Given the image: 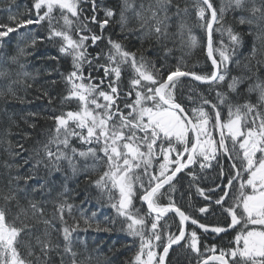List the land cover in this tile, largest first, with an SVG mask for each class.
Wrapping results in <instances>:
<instances>
[{
    "label": "snow or ice",
    "instance_id": "6c2138e0",
    "mask_svg": "<svg viewBox=\"0 0 264 264\" xmlns=\"http://www.w3.org/2000/svg\"><path fill=\"white\" fill-rule=\"evenodd\" d=\"M15 2L7 22H0V42L16 33L25 44L7 58L17 66L15 79L11 70L0 68V80L8 81L0 89L5 104L33 102L27 96L36 78L26 57L33 55L28 49L37 47V38H27L33 31L29 25L47 22V36L39 39L52 42L60 55L48 57L55 61L45 70L51 89L36 88L35 99L46 100L45 108L51 109L46 118L53 126L46 139L29 147L33 133L25 131L4 149L11 159L0 164V264H101V247L89 245L81 233L115 229L93 226L97 212L88 215L86 207L93 198L101 207L106 200L122 218L120 231L132 238V246L139 242L127 264H183L181 253L188 264L193 259L196 264H264V0H228L219 9L213 0H196L195 17L205 40L193 34L189 8L179 0H140L138 5L118 0L115 7L98 0H33L27 18L12 13ZM229 12L241 28L228 23ZM114 25L119 27L115 37L108 31ZM246 35L252 37L248 62L232 75L230 65L241 67L234 56L246 47ZM133 39L138 48L129 46ZM169 41H178L181 50L203 44L211 69L197 73L179 62L168 66ZM61 56L71 58L70 70H61ZM185 77L209 85L216 102L203 99L189 111L180 99ZM72 102L77 108L66 109ZM27 115L33 119L25 123L36 130L43 117L34 111ZM208 169L215 176L211 186H202ZM69 174L75 189L67 186ZM184 176L189 189L195 187L207 202L194 211L205 221L218 212L215 223L201 221L176 202V186ZM166 194L169 203L164 204ZM176 217L173 232L168 221ZM110 219L114 225L116 219ZM189 223L221 239V234H236L227 247L218 248L202 243ZM249 225L262 227L250 230ZM170 252L176 254L174 262Z\"/></svg>",
    "mask_w": 264,
    "mask_h": 264
},
{
    "label": "trees",
    "instance_id": "16d2710c",
    "mask_svg": "<svg viewBox=\"0 0 264 264\" xmlns=\"http://www.w3.org/2000/svg\"><path fill=\"white\" fill-rule=\"evenodd\" d=\"M24 1H26V2H20V0H16L15 4H18L19 2H20V4L27 3V0H24ZM136 2L138 5L140 0H136ZM195 2H196V0H179L181 7H184L185 5H187L189 8L190 15L188 17H186V19H187V22L192 26L193 34L196 35L199 40H205L206 34L198 26V22H197L196 17H195V11L193 8V5L195 4ZM213 2L215 4L216 8L219 9L222 4L227 5L228 0H213ZM98 3L106 5V6H111V7H115L117 5V3H113L112 0H98ZM23 7H26V6H23ZM34 12H35V10H33V18H35ZM28 13H29V8H25L24 10H16L15 12H13V14L22 15L25 18L28 16ZM7 16H8V14H4L3 16H1L0 22H3V21L7 22ZM100 18L101 19L103 18V12L102 11L100 12ZM226 19H227L228 23L235 24V21L233 20V14L231 12L227 13ZM44 23H47V22H44ZM133 23H135L134 20H133ZM29 26H32V25H29ZM235 26L237 27V29L242 27L238 24H235ZM92 27L97 32H99L98 26L92 25ZM108 31L111 32L113 34V36L115 37L119 33V27L114 25L113 28L108 29ZM173 31H175V28H173ZM32 35H33V33H31L30 35L27 34L28 37L30 36L29 40H30V38L33 37ZM216 38H217V40H219V38H220L219 33H216ZM224 39H225V41H227V39H228L227 36H225ZM16 40L17 39L15 37H11L8 39V43L5 44V47L7 48V51L10 52V54L11 53L15 54V55L18 54L19 47L14 44V42H16ZM19 40H24V39L19 37ZM245 40H246V47L238 49L235 56H234V59H238L240 61L241 67L238 69L235 64L230 65V67L232 69V75H239L240 72L242 70H244L243 65L248 62L246 57H247L248 53H250V51H251L252 37L246 35ZM124 43L128 44L129 42L124 41ZM131 45H135L138 48L139 47V41L133 39L129 46H131ZM103 47H105V45L102 43L100 45V48H103ZM145 47H147V44L145 45ZM168 47L173 48V54L169 57L168 66L174 67L179 62L182 65L186 64L190 70L195 71L197 73H204V72H207L208 70L211 69V64L209 63V61L206 58V53H205V49H204L203 44H198L195 48L185 47L183 50H181L178 41L175 45H173V43L171 41H169ZM35 49H36V51L31 50V49H29V51L33 52V56L36 57V61H38L39 57H42L44 63H49L51 65L55 64V61L48 59V57H50L52 55H54V56L57 55V47L54 46L52 42L46 41V40L41 42L40 39L37 38V47ZM202 49H204V50H202ZM90 50L95 52V51H99L100 49H90ZM133 50H135V48ZM241 53H243V54H241ZM26 59L28 61L29 58H26ZM60 60H61L60 68L62 71L71 69V64H70L69 58L61 56ZM4 62H5L4 60L2 61V63L0 62V65H1L0 68L7 69L5 66H3ZM253 63H255V62L253 61ZM6 64H7V62H6ZM39 69H41L40 64H39ZM9 70H11V72H12L11 78L13 79V77H15V73L12 69H9ZM93 75H96V73H93ZM229 79H230V77H229ZM126 80H127V75L125 76V81ZM0 82H2L0 84V89H2L4 87V85H6L8 83L7 80H0ZM14 87H16L18 91H20L21 95H24V92L22 89H20L19 85H16ZM40 87H45V88L51 89L50 85H48L42 81L37 82V84L35 83V87L28 90L27 99L33 101L31 104L25 103V104L21 105V104L15 103L13 100L12 102L9 103V105H6L3 98L0 97V111L3 109L7 110V112L4 115L0 114V164H2L4 160H10L11 159V157L8 156V154L4 151V149L8 147L9 141L12 144H15L18 140H21L22 136L19 135L20 133L25 132V131L33 133V136L31 138V143H29L27 145V146L31 147L33 144H35V141L37 139L42 140V137L47 135L46 130L49 127L53 126V121L48 120L46 118L47 115L51 114V109L45 108L47 101L35 99V97L39 95V92L36 91V88H40ZM59 90H63V84L60 85ZM224 90H226V84L224 85ZM183 92H184V95L181 96L180 99L186 106H189V111H191L192 106H201L203 99H208V100H212L213 102H216V98H214V97H216V93L209 86H198L191 81H187V83L184 85ZM189 97H191V99ZM255 98H256V94H253L252 95L253 101H255ZM237 99H239V98H237ZM41 104H43V107ZM76 107H77L76 103L72 102L70 105L66 106V109L75 110ZM29 111L38 112L43 117V118H40L38 120V126H37L36 130H33L32 128L28 127V125L25 123V120L31 121L33 119L32 117L27 115V113ZM224 115L227 116V109L226 108L224 109ZM5 120H6V122H4ZM38 133H43V134L38 135ZM77 146H79V145H77ZM206 171L208 172L209 170H206ZM210 172L211 171H209L208 174H210ZM2 173H3V169L0 168V174H2ZM180 175L183 176L184 174H180ZM74 179H75V177H71V181L67 182V186H68L69 190L75 189L77 187V184H76ZM188 179L189 178L187 176H184V182H182V184H178L176 186L178 191L175 193V199H176L177 203L180 202L184 206H187V204H190L185 209V211H187V212H188V209L194 211V208L196 205L195 203H196V201H199L195 197H193L192 194H189L195 190V187H192L191 189H189L188 184L186 183V181ZM202 185L211 186L209 184L208 179ZM83 187H84V185L81 183L80 188L82 189ZM60 190L62 191L63 189H60ZM92 191H94V190H92ZM181 192L184 193L183 198H181ZM195 194H197V193H195ZM53 195H55V193H53ZM182 199H183V201H182ZM162 202L164 204H167V203H169V200L167 197H164ZM136 204H137V207H139L140 202L137 200ZM51 207H52V205L49 204L48 205L49 212L51 211ZM193 215L199 216V217H201L200 219L203 218L205 220V217L201 216L198 212H195ZM216 215L218 216L217 218H214V216L208 215L207 221H205V222L215 223L218 219H220V214L218 212L216 213ZM105 217H107L105 219H109V220L111 218L109 215H106ZM170 221L172 222L173 220L168 221L169 226L173 230V229H175V226L170 224L169 223ZM99 224H103V223H99ZM38 227L42 229L43 225H39ZM196 231L198 232V234L201 235V237H204V236H206V237L210 236L211 237V233L202 234V230H200V229H196ZM89 232L92 233L93 231H89ZM222 236H223L222 239L220 237H217L215 240V244L218 247H223L224 244L226 243L228 237L232 238V232L230 231L229 234H224ZM92 239H94V238H88L87 239L89 245H95L96 244V242L93 241ZM105 242L108 243V240H105ZM105 242H101L100 245L99 244H97V245H99L101 247V249L103 250L105 245H106ZM128 247H129V251L133 252V246H126L125 247V246H122V244L120 243V247H116L118 249L111 250L109 252V254H108V252L106 254H100L99 260L103 259V261L105 260V262L107 260H112L114 262V264H126L125 259H131L133 257V254H130L129 251L128 252L126 251V253H123V252H125V249H127ZM120 249H122V250H120ZM175 256H176L175 253L170 252V256L168 259L172 260L174 262ZM194 261H195V259L192 260V262H194ZM187 263H188V260L186 261L185 264H187Z\"/></svg>",
    "mask_w": 264,
    "mask_h": 264
},
{
    "label": "bare ground",
    "instance_id": "6f19581e",
    "mask_svg": "<svg viewBox=\"0 0 264 264\" xmlns=\"http://www.w3.org/2000/svg\"><path fill=\"white\" fill-rule=\"evenodd\" d=\"M22 0H20V2H21ZM20 2L18 3V4H14V5H12V13L13 12H15L16 10H24L25 8H30L31 7V5H32V3H33V0H27V3H25V4H20ZM12 3V0H0V17L1 16H3L4 14H8V7H9V5ZM23 6H26V7H23ZM23 7V8H22ZM27 18V17H26ZM4 22V21H3ZM29 28H32L33 29V31L32 32H30V33H28L29 35L31 34V33H33V37H36V38H40V37H45V36H47V31H48V26H47V23H43L42 25H32V26H28ZM20 31H24L23 29H21ZM11 37H15L17 40H16V42H14V44L16 45V46H18L19 48H21V47H24V44H25V40H19V36L16 34V33H11L10 35H9V37H4L3 38V42H0V53H2L3 54V58H2V61L4 60L5 62L3 63V66H5L7 69H12L13 71H14V73H16V71H17V66L16 65H14V64H11L9 61H8V57L9 56H13V55H15V54H10V52L9 51H7V48L5 47V44H7L8 43V39L9 38H11ZM30 37V36H29ZM29 37L27 36V38L29 39ZM29 50V49H28ZM31 50H34V51H36V49H31ZM36 54V53H35ZM37 55V54H36ZM60 54H59V52H58V49H57V55H55V56H59ZM52 56H54V55H52ZM26 58H29L28 59V70L32 73V75L33 76H35V78H36V81H35V83L37 84V82H44L45 83V81L46 80H48V79H50L49 77H47V75L45 74V70L46 69H49V68H51L53 65H51V64H49V63H44L43 62V59H42V57H39V59H38V61H36V57H34L33 55H31L30 57L28 56V57H26ZM67 58H69V59H71L70 57H67ZM21 59L23 60V59H25L24 57H21ZM6 62H7V64H6ZM2 63V62H1ZM39 64H40V66H41V69H39ZM0 67H1V65H0ZM212 67V66H211ZM16 78V75H15V77H13V79H15ZM183 79H185L186 81H191L190 79H188V78H183ZM29 82H31V81H29ZM191 82H193V81H191ZM2 82H0V84H1ZM193 83H195V82H193ZM196 84H198V83H196ZM199 86H202V85H200V84H198ZM205 86H208V85H205ZM184 95V94H183ZM182 95V96H183ZM2 98V97H1ZM7 105H9V104H7ZM42 105V107H43V104H41ZM1 113V115H4L6 112H7V110H1L0 111ZM225 117H227V116H225ZM216 134V133H215ZM46 137H47V135H45L44 137H42V140H44V139H46ZM210 171H211V174H208V180H209V184L211 185L212 184V180H213V177L215 176V173L211 170V169H209ZM183 174V173H182ZM71 176V175H70ZM71 181V177H70V179L68 180V182H70ZM239 185L237 184V187H238ZM200 202L198 203V204H196V205H203V204H205V203H207L206 201H204L203 200V198L200 196ZM93 200L95 201V198H93ZM182 201H183V199H182ZM231 202V201H230ZM179 204V206L183 209V210H185L186 209V207H188V205L187 206H184L182 203H178ZM195 205V206H196ZM215 207V206H214ZM108 208V205H107V201L105 200V202H104V206L102 207V209L103 210H105L106 212H108V210H106ZM87 214L88 215H91V212L88 210L87 211ZM171 216H175V214L174 213H172V214H170ZM201 215V214H200ZM210 216H214V218H217L218 216L217 215H211V214H209ZM202 216V215H201ZM104 217V216H103ZM99 218H102V217H95L94 218V224H93V226L95 227V224L99 221L98 219ZM221 218V217H220ZM105 219V218H104ZM170 224H172V225H174L175 226V224H178L179 223V219H178V217H176L175 218V222H169ZM101 226H106L105 224H100ZM169 225V224H168ZM108 227V226H107ZM188 227H189V230H191V229H195V226L194 225H191L190 223H189V225H188ZM196 230V229H195ZM171 231H173V232H175L176 231V228L175 229H173L172 230V228H171ZM108 232H92V233H90V232H88L87 234H85V233H81V235L82 236H84V235H86L87 236V239L88 238H94V239H92L93 241H95L96 242V244L95 245H97V244H101V242H105V240H108L109 239V236H107L106 234H107ZM221 235H224V234H221ZM216 238H217V236H215V234H212L211 233V237L210 236H204V237H202V243H208L209 245L210 244H215V240H216ZM233 238H231V237H228V239H227V241H226V243L224 244V246L223 247H227L228 245H229V243H230V241L232 240ZM106 243V242H105ZM218 247V246H217ZM219 248V247H218ZM194 255V254H193ZM181 257H183V253H181ZM134 257H132L131 259H125V262H126V264H127V262L129 261V260H132ZM192 264H196V261H194V262H192Z\"/></svg>",
    "mask_w": 264,
    "mask_h": 264
},
{
    "label": "rangeland",
    "instance_id": "374dc122",
    "mask_svg": "<svg viewBox=\"0 0 264 264\" xmlns=\"http://www.w3.org/2000/svg\"><path fill=\"white\" fill-rule=\"evenodd\" d=\"M113 1V3H118V0H112ZM116 1V2H115ZM21 2H26V1H24V0H22ZM22 4H24V3H22ZM61 23H62V21H61ZM97 26V25H96ZM104 48V47H103ZM70 61V64H71V59L69 60ZM196 84V83H195ZM196 85H198V84H196ZM200 85H202V86H205V85H203V84H200ZM199 86V85H198ZM209 86V85H208ZM214 98H216V97H214ZM202 105V104H201ZM76 106H77V104H76ZM204 107H206L207 108V106L206 105H203ZM77 108V107H76ZM75 108V109H76ZM4 122H6V120L4 121ZM215 136H216V138L217 139H219V132H216V134H215ZM159 160H160V162H162V157L161 158H159ZM154 165H155V167L157 168V170L159 169V163H157V162H155L154 161ZM197 171H200V169H199V167L197 166V169H196ZM209 170V169H208ZM210 171V170H209ZM208 171V172H209ZM207 172V173H208ZM210 174H211V172H210ZM69 175H71V174H69ZM71 177V176H70ZM75 180V179H74ZM205 181H207V179H204V180H201L200 181V183H201V185L205 182ZM202 186H204V185H202ZM167 187V186H166ZM94 191L93 192H95V189H93ZM249 191H250V189H249ZM195 193H197L196 192V189L194 190V191H192V193H189V194H192V196L193 197H195L197 200H199L200 201V195H199V193H197V194H195ZM168 196V194H166L165 195V197H167ZM192 198V197H191ZM189 201V200H188ZM199 201H196V203L195 204H198L199 203ZM187 205H190V204H187ZM87 207V210H89L90 212H92V211H96L97 212V216L96 217H102V218H99L98 220V223H103V224H106L108 227H114V231H111V232H108L106 235L107 236H109V239H108V243H106V245H105V247H104V249L102 250V252H101V254H106L107 252H108V254H109V252L111 251V250H113V249H118V248H116V247H120V243L122 244V246H132V244H131V240H132V238L131 237H129L127 234H126V232H122V231H120V228H121V219L122 218H118V217H116V213L114 212V210L110 207V206H108V208L106 209V210H108V212H106L105 210H103L102 209V207L100 206V202L95 198V201L92 199V201H91V203L88 205V206H86ZM144 211H146V209H144ZM188 213H190V214H194L195 213V211H193V210H189L188 209ZM106 215H109L111 218H115L116 219V223L113 225V223H112V220L110 219H104V218H107V217H105ZM104 216V217H103ZM201 218V217H200ZM201 221H205L203 218L201 219ZM249 227V229L251 230V229H255V230H259L262 226H260V225H249L248 226ZM202 234H205V233H203L202 232ZM235 232H232V238H234V236H235ZM203 236V235H202ZM138 244H139V242L137 241L136 242V245L135 246H133V252H131V251H129V247L127 248V249H125V252H123V253H126V251L128 252H130V254H133V257L135 256V253H136V250H137V248H138ZM110 248V249H109ZM120 250H122V249H120ZM101 259V258H100ZM181 260H182V262H183V264H185L186 263V261H187V259H184V257H181ZM175 261V260H174ZM100 262H101V264H105L104 262H105V260L103 261V259H101L100 260ZM188 264V263H187Z\"/></svg>",
    "mask_w": 264,
    "mask_h": 264
},
{
    "label": "water",
    "instance_id": "95a60500",
    "mask_svg": "<svg viewBox=\"0 0 264 264\" xmlns=\"http://www.w3.org/2000/svg\"><path fill=\"white\" fill-rule=\"evenodd\" d=\"M205 53H206V58H207V52H206V49H205ZM207 60H208V58H207ZM209 61V63L211 64V61L210 60H208ZM212 66V65H211ZM185 78H188V79H190L191 80V78L190 77H185ZM191 81H193V82H195V83H198V84H201L200 82H198V81H194V80H191ZM203 85H207V84H203ZM146 208V207H145Z\"/></svg>",
    "mask_w": 264,
    "mask_h": 264
}]
</instances>
